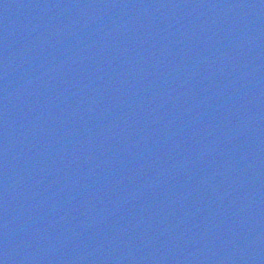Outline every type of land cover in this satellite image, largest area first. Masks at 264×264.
I'll return each mask as SVG.
<instances>
[{
    "label": "water",
    "instance_id": "water-1",
    "mask_svg": "<svg viewBox=\"0 0 264 264\" xmlns=\"http://www.w3.org/2000/svg\"><path fill=\"white\" fill-rule=\"evenodd\" d=\"M0 264H264V0H0Z\"/></svg>",
    "mask_w": 264,
    "mask_h": 264
}]
</instances>
